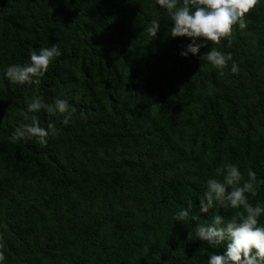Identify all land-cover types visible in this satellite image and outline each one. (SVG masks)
Segmentation results:
<instances>
[{"label":"trees","instance_id":"1","mask_svg":"<svg viewBox=\"0 0 264 264\" xmlns=\"http://www.w3.org/2000/svg\"><path fill=\"white\" fill-rule=\"evenodd\" d=\"M245 21L231 47L200 50L232 54L238 74L231 61L221 74L180 55L191 39L171 36L156 0H0L4 264H208L225 251L194 235L215 214L199 208L215 169L230 162L247 179L251 167L249 200L264 204V0ZM53 44L62 55L40 84L7 79L9 65ZM34 95L67 99L72 118L27 113L58 135L12 143ZM189 199L199 220H174Z\"/></svg>","mask_w":264,"mask_h":264},{"label":"clouds","instance_id":"2","mask_svg":"<svg viewBox=\"0 0 264 264\" xmlns=\"http://www.w3.org/2000/svg\"><path fill=\"white\" fill-rule=\"evenodd\" d=\"M260 2L261 0H156L161 8L166 9L173 22L171 36H186L191 39L180 55L187 57L189 53L199 54L201 61L221 70V74L228 68L230 61L231 72L238 74L239 68L233 61L232 54L224 53L216 47L200 54L201 48L207 47L208 42L219 45L223 40H227L231 47L237 25L241 30L246 28L245 15L257 8ZM159 27V21L153 19L146 31L155 38ZM61 55L57 44L41 47L30 53L29 63L9 65L5 69V75L12 84L38 85L56 58ZM41 110L50 115L62 116L63 123L67 125L75 109L67 99L56 98L48 103L42 96L34 95L24 114V120L30 122H21L14 129L9 137L12 143L36 139L39 144L46 145L49 136L58 135L56 127H42L37 115L27 114L39 113ZM83 116L81 113L82 118ZM255 177L256 173L251 167H248L245 179L238 165L225 162L215 169V176L206 180L205 191L199 199V208L205 213L214 210L215 214L210 223L197 224L194 235L209 245H225L222 254L210 255L208 264H264V223H261L264 204H253L249 200V196L257 195ZM220 209L237 211L230 220L225 221L219 214ZM193 210V201L189 199L187 206L175 215L174 220H199V216L193 215ZM4 247L3 233H0V264H4L7 259Z\"/></svg>","mask_w":264,"mask_h":264}]
</instances>
